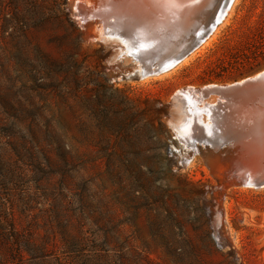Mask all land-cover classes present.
I'll return each mask as SVG.
<instances>
[{
	"label": "rangeland",
	"instance_id": "obj_1",
	"mask_svg": "<svg viewBox=\"0 0 264 264\" xmlns=\"http://www.w3.org/2000/svg\"><path fill=\"white\" fill-rule=\"evenodd\" d=\"M114 1L0 0V264H264V0Z\"/></svg>",
	"mask_w": 264,
	"mask_h": 264
},
{
	"label": "water",
	"instance_id": "obj_2",
	"mask_svg": "<svg viewBox=\"0 0 264 264\" xmlns=\"http://www.w3.org/2000/svg\"><path fill=\"white\" fill-rule=\"evenodd\" d=\"M225 1L226 0H224V4ZM230 2L231 0L228 1V3ZM218 23L219 21L216 18L213 24L210 25V27H208L209 29L208 31H210L211 28L215 27ZM202 31L200 35L196 37L195 42H192V45L184 53H181V55H179L177 58L174 59L173 62L174 66L182 62L190 53L195 51L196 47H198L203 42L206 35L203 34L204 32ZM205 93L208 95L214 94L218 96L221 100H226L229 102H236V103L239 102L244 103L248 101L249 102L255 101L257 99H264V71L227 86L225 85L211 86L205 90ZM225 142L227 143L228 141ZM245 184H249L250 186L257 189H263L264 176H259V178L254 179L251 182H245Z\"/></svg>",
	"mask_w": 264,
	"mask_h": 264
},
{
	"label": "bare ground",
	"instance_id": "obj_3",
	"mask_svg": "<svg viewBox=\"0 0 264 264\" xmlns=\"http://www.w3.org/2000/svg\"><path fill=\"white\" fill-rule=\"evenodd\" d=\"M123 1V0H122ZM151 2L155 3V5L157 4H160L162 6V8H166V9H169V11L173 12V14L175 15V17L177 18H184L183 15L186 14L184 12V7L188 6L189 4H193L195 6L196 3H200V2H203L202 0H150ZM210 4H212V8H214V21L216 20V18L218 19L219 23L211 28L210 31H208L207 33H203L205 34V39L203 40V42L198 46L200 47L209 37L210 35L214 32V30H216L217 26L222 23V21L225 19L226 15L228 14V12H230V9L232 7V5L234 4L235 0H231L230 3H228L229 0H226L225 1V4H224V0H208ZM113 2V1H112ZM115 2V1H114ZM149 1L148 0H125L123 2H115L117 3L113 8H112V11L111 13H113V15L119 19V18H122V17H127V19L131 18L133 19V22H137L138 23V20L140 17H138V15H134L136 14V12H141V16H145L147 13L144 12V6L147 5ZM149 2V3H151ZM148 3V4H149ZM100 5V4H99ZM152 5V4H151ZM159 5V6H160ZM200 5V4H199ZM111 6V5H110ZM150 6V5H149ZM147 6V7H149ZM99 7V6H98ZM211 7V6H210ZM198 7H196L195 9H197ZM102 9V8H101ZM104 9V8H103ZM198 10V9H197ZM108 11V10H107ZM135 12L133 14H131L132 16H130V12ZM164 11H167V10H164ZM191 11V10H190ZM196 11V10H195ZM103 12V11H102ZM168 12V11H167ZM166 12V13H167ZM110 13V14H111ZM210 13V12H209ZM140 14V13H139ZM169 14V13H168ZM167 14V15H168ZM130 16V17H128ZM140 16V15H139ZM147 16V15H146ZM185 16V15H184ZM143 18V17H142ZM207 18H210V14L207 15ZM186 19V18H185ZM140 20H142L140 18ZM187 20V19H186ZM131 21V20H130ZM213 21V22H214ZM127 22L129 21H126L124 23V26L126 24H128ZM182 22V21H181ZM132 23V22H130ZM133 23V24H134ZM210 24V23H209ZM213 24V23H211ZM127 27V25L125 26ZM212 38V37H211ZM210 41V40H209ZM196 47V48H198ZM194 55V54H193ZM173 70V69H172ZM170 72V71H169ZM160 74V73H159ZM236 103V102H234ZM245 103V102H244ZM243 104V103H242ZM241 104V105H242ZM232 106V105H231ZM244 106V105H243ZM225 107V106H224ZM230 108V107H229ZM249 108V107H247ZM225 110V109H224ZM238 110V109H237ZM238 112V111H237ZM240 113V112H239ZM245 115V114H244ZM259 115V114H258ZM235 116V115H234ZM261 118V117H260ZM262 125V123H261ZM262 142V141H261ZM262 152V151H261Z\"/></svg>",
	"mask_w": 264,
	"mask_h": 264
},
{
	"label": "trees",
	"instance_id": "obj_4",
	"mask_svg": "<svg viewBox=\"0 0 264 264\" xmlns=\"http://www.w3.org/2000/svg\"><path fill=\"white\" fill-rule=\"evenodd\" d=\"M215 78L217 79V78H219L218 76H215Z\"/></svg>",
	"mask_w": 264,
	"mask_h": 264
}]
</instances>
